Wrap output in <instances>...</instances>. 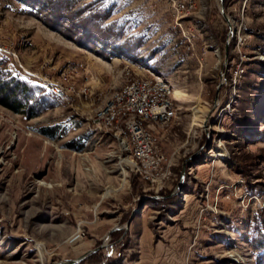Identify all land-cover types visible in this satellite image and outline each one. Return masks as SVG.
Masks as SVG:
<instances>
[{"label":"rangeland","instance_id":"obj_1","mask_svg":"<svg viewBox=\"0 0 264 264\" xmlns=\"http://www.w3.org/2000/svg\"><path fill=\"white\" fill-rule=\"evenodd\" d=\"M21 2L0 0L4 71L46 95L63 73L106 92L150 72L180 100L161 185L76 98L35 118L0 104V264H264V0H225L227 17L198 0L181 26L165 0Z\"/></svg>","mask_w":264,"mask_h":264},{"label":"built area","instance_id":"obj_2","mask_svg":"<svg viewBox=\"0 0 264 264\" xmlns=\"http://www.w3.org/2000/svg\"><path fill=\"white\" fill-rule=\"evenodd\" d=\"M198 0H165L176 19L177 25L195 14ZM240 32L237 34L236 50L244 44ZM240 66L235 70L234 83L242 74ZM130 73L128 72L127 76ZM70 76L63 73L58 80H42L46 93L56 99L74 97L82 106L89 108L96 126H131L127 132L136 143L139 153L148 158L153 152L150 138L137 130V126H169L178 112L173 85L161 76L150 73L130 77L120 88L109 91H93L90 84L81 88L68 83Z\"/></svg>","mask_w":264,"mask_h":264},{"label":"trees","instance_id":"obj_3","mask_svg":"<svg viewBox=\"0 0 264 264\" xmlns=\"http://www.w3.org/2000/svg\"><path fill=\"white\" fill-rule=\"evenodd\" d=\"M22 4L27 8L25 11L33 12L41 11L44 8H50L55 6V3H63L67 7L71 8L79 0H21ZM74 8V7H73ZM72 9V8H71ZM68 11H70L68 9ZM81 11H85L82 8ZM101 22L108 20L110 14L101 11ZM100 29V28H99ZM104 34L108 35L111 39L116 38L115 30L109 27L101 28ZM87 36L89 33H85ZM92 38L91 35H89ZM233 43V42H232ZM234 45V43H233ZM231 79V78H230ZM55 98L48 96L43 92L42 88L28 82L20 76L12 75L10 72L4 71L0 68V104L4 107L14 111L15 113L27 115L30 118H35L46 109L55 107L57 104L53 100ZM263 243V242H262Z\"/></svg>","mask_w":264,"mask_h":264},{"label":"bare ground","instance_id":"obj_4","mask_svg":"<svg viewBox=\"0 0 264 264\" xmlns=\"http://www.w3.org/2000/svg\"><path fill=\"white\" fill-rule=\"evenodd\" d=\"M178 94V90L175 88L174 96L177 101L180 100ZM99 127L106 128L114 133V136L119 141V144L123 147L124 151L130 153L132 170L144 180L150 182L152 185H161L169 178V171L163 172V167H165L168 161L165 154H163L159 148V140L157 137V129L165 128L166 126H137V130H140L146 137L150 138V145L153 146V152L148 153V158H144V156L137 151L133 137L128 136L127 132L131 131V126Z\"/></svg>","mask_w":264,"mask_h":264},{"label":"water","instance_id":"obj_5","mask_svg":"<svg viewBox=\"0 0 264 264\" xmlns=\"http://www.w3.org/2000/svg\"><path fill=\"white\" fill-rule=\"evenodd\" d=\"M224 1L225 0H221V10H222V13L225 17H227L226 13L224 12Z\"/></svg>","mask_w":264,"mask_h":264}]
</instances>
